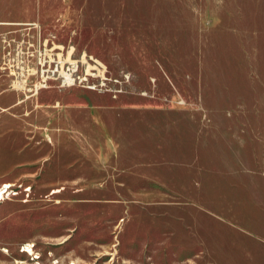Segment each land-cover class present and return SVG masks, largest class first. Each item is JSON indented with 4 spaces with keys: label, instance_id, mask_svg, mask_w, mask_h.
<instances>
[{
    "label": "rangeland",
    "instance_id": "obj_1",
    "mask_svg": "<svg viewBox=\"0 0 264 264\" xmlns=\"http://www.w3.org/2000/svg\"><path fill=\"white\" fill-rule=\"evenodd\" d=\"M0 22V264H264V0H0Z\"/></svg>",
    "mask_w": 264,
    "mask_h": 264
},
{
    "label": "built area",
    "instance_id": "obj_2",
    "mask_svg": "<svg viewBox=\"0 0 264 264\" xmlns=\"http://www.w3.org/2000/svg\"><path fill=\"white\" fill-rule=\"evenodd\" d=\"M1 26H2V23L0 22V44L2 41ZM21 62L29 68V64L31 63L30 56H27V58H24ZM0 63H1V61H0ZM12 66H13V64H12ZM93 67H95V66H93ZM93 67L91 69L93 71H96V73H93V74L95 75L96 79L100 80V81H99V84L97 83V84L93 85L91 88H94L97 86H99V87L105 86L106 81L108 79V77L106 76L105 70L102 69L101 65H99V67H97V66L95 68H93ZM2 68H3V66H1V64H0V70H2ZM9 69H10L11 73H13V74L16 73L15 68H9ZM44 72H43V74H44ZM53 73H54V75L59 76L58 74H60V72H59L58 66L56 67V70H53ZM64 78L66 79L65 81L68 83L71 82L73 84L74 82H76V76L73 73L64 75ZM77 79L80 81H84L85 77L81 78L80 76H78Z\"/></svg>",
    "mask_w": 264,
    "mask_h": 264
},
{
    "label": "bare ground",
    "instance_id": "obj_3",
    "mask_svg": "<svg viewBox=\"0 0 264 264\" xmlns=\"http://www.w3.org/2000/svg\"><path fill=\"white\" fill-rule=\"evenodd\" d=\"M9 187H11V185L6 184L4 188H0V201L5 197V194L8 192V189H6V188H9ZM28 248L29 249L31 248L30 245L28 246Z\"/></svg>",
    "mask_w": 264,
    "mask_h": 264
},
{
    "label": "crops",
    "instance_id": "obj_4",
    "mask_svg": "<svg viewBox=\"0 0 264 264\" xmlns=\"http://www.w3.org/2000/svg\"><path fill=\"white\" fill-rule=\"evenodd\" d=\"M1 29H2V26H1Z\"/></svg>",
    "mask_w": 264,
    "mask_h": 264
}]
</instances>
